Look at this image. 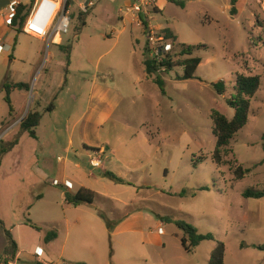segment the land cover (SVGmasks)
<instances>
[{
    "label": "rangeland",
    "instance_id": "1",
    "mask_svg": "<svg viewBox=\"0 0 264 264\" xmlns=\"http://www.w3.org/2000/svg\"><path fill=\"white\" fill-rule=\"evenodd\" d=\"M12 1L26 4L27 8L31 6V0ZM80 1H91L92 5L82 11ZM135 3L140 0L73 1L70 32L58 33L50 42L16 30L9 32L12 41L17 40L15 47L19 48L20 58L11 61L5 51L0 55V119L10 118L4 89L7 81H29V90L15 87L10 96L18 107L24 104L30 111L38 100V88L50 77L46 83L50 81L52 90H56L51 103L60 105L63 101V105L55 114L56 132L52 131L49 117H45L37 130L40 138L21 133L19 145L0 156V218L5 222L0 220V264H6L4 255L9 249L5 248L11 247V227L17 224L23 226L15 232L23 235L28 246L46 247L44 234L52 228L61 235V243L66 238L63 186L41 179L34 166L44 167L46 157L52 164L48 171L51 179H62L57 174L58 155L65 157V153L52 144L54 140L58 144L66 143L63 118L73 109L68 100L79 96L81 109L82 94L88 92L94 74L110 83L120 84L123 80L126 93L134 94L123 104V120L109 123L103 130L104 137L121 143L124 140L118 139L120 135L138 131L156 130L166 134L157 140L160 157L152 161L150 172L138 171L131 177L139 194L108 178L103 179L99 189L120 199L137 198L138 206L152 216L153 231H158L155 225L161 219L159 214L171 217L172 221L161 219L166 229L160 246L144 243L141 234H132L129 242H124L122 235L111 234L104 218L99 217V225L93 228L87 222L76 225L72 221L68 245L70 248L76 239V260L60 259L56 254L55 264H100L88 257L87 244L97 247L98 257L103 256L102 264H207L217 240L226 244L225 264H264V250L258 248L264 244V197L243 195L248 189L264 190V78L260 95L252 100L249 124L223 149L221 165L212 159L216 149L213 114L218 111L229 119L234 117L235 109L227 99L235 92L236 74L264 77V0H237L236 14L231 13V0H168L161 12L153 0L150 20L160 29L172 30L178 44L198 46L193 55L203 60L196 71L197 77L190 80L176 78L184 72L182 66L161 70L148 78L143 75L141 81L134 80L139 68L132 65L128 53L135 51L142 61L147 47V35L142 27L126 18L125 10ZM5 8L10 13L11 5L2 9ZM82 12L87 13L86 24L81 27ZM142 16L146 18L144 13ZM257 19L262 26L257 25ZM68 46H72L69 57L64 50ZM38 58L41 67L37 69ZM156 75L163 79L165 93L155 82ZM132 78L133 83H128ZM219 80L227 84L224 94L216 93L213 87ZM64 101L68 103L64 105ZM6 139L1 147L9 142ZM130 149L143 155L138 145ZM81 161L87 163L86 159ZM240 165L250 169L242 178L236 174ZM76 171V168L67 169L66 177H73ZM96 174L103 173L97 170ZM146 177L151 182L149 189L143 187ZM200 186L209 189L199 190ZM111 206L109 201L100 199L93 206L82 208L92 211L98 208L115 227L118 218ZM113 207L121 214L132 208L118 201L113 202ZM178 219L192 223L201 233H213L216 240H205L187 252L181 243L183 231L176 224ZM17 263L37 264L27 258Z\"/></svg>",
    "mask_w": 264,
    "mask_h": 264
},
{
    "label": "crops",
    "instance_id": "2",
    "mask_svg": "<svg viewBox=\"0 0 264 264\" xmlns=\"http://www.w3.org/2000/svg\"><path fill=\"white\" fill-rule=\"evenodd\" d=\"M153 1V0H152ZM155 5L159 7V11H162V8L165 6L168 0H154ZM92 5L91 1L87 2V7ZM10 13H7L6 8L0 10V55L5 51L9 56L11 61H17L20 58V51L18 47H15L17 44V40L12 41V37H10L9 32L11 30H15L10 25H8V17H10ZM142 15V13H141ZM150 17V16H149ZM126 18L131 21L133 25H138L133 16L130 13L126 14ZM124 19V18H123ZM158 26V25H157ZM160 27V26H159ZM162 29V28H161ZM34 37V36H33ZM37 38V37H36ZM42 39V38H40ZM178 39V37H177ZM45 41V39H42ZM20 46V45H19ZM14 51V53H12ZM135 51L129 52V57L132 61V65L135 64L138 66V73L135 75V81H141V76L147 74L144 70L143 60L140 61ZM128 57V58H129ZM38 58L36 60V68L41 67V63ZM48 75V73H46ZM247 75H256V74H247ZM261 75V74H259ZM262 81H263V75ZM48 77V76H47ZM50 77H48V80ZM148 78V77H147ZM46 81V82H47ZM29 81L25 82L28 84ZM44 83L38 88V100L34 102L32 107L33 111H39L42 114L40 123L36 128L39 130L42 121H44L45 117H49L50 122L52 123V131L56 132L58 126L56 125L57 121L55 118V114L59 111L60 107L63 105V101L59 105L55 102L54 109L51 111L46 110V107L51 103L52 96L56 90H52L51 83ZM19 83V82H14ZM24 83V82H23ZM124 81L121 80L120 84L113 82L110 83L108 81L100 80L97 75L94 74V78L91 81L90 88L88 92H84L82 97L84 98L83 107L79 109L80 105V97L74 95L72 100H68L72 103L73 109L72 112L64 115L63 118V126L62 129L67 134L66 143L56 142L54 140L52 147H58L62 152L65 153V157L58 155V169L59 173H57L62 179L54 178L51 179L48 171L52 169V164L49 159L44 157L45 165L44 167L34 166L38 172V176L43 180H49L53 185L55 180H59L60 184L63 186L62 197L63 204L66 216L64 217L67 227V235L63 243L60 242L61 235L58 233V236L46 242V247L37 244L28 246V242H26L23 238V235L18 234L16 228H21L23 225L17 224L11 227V234L13 240L16 242L17 248L12 254V247L5 249H9V253L4 255L6 259V264H18L22 258H27L30 261L41 262L42 264H55L56 254H58L60 259L67 258L69 260H76V239L72 240L70 248V231L69 227L73 221V224L80 225L83 222H87V224H91V228L93 226H98V218H102L99 209L96 208L94 211L88 210L87 208H82L86 206H93L96 201L102 199L104 201H109L111 203V209L115 212L118 218V222L116 223L114 229L111 231L113 236L122 235L124 242H129V239L132 234H141L144 243H148L154 246H160L163 242V235L165 233V224L161 220L162 215L159 214V219L156 221V227L158 231H153L151 224L153 222L152 216L146 213V209L139 207L137 204V198L132 199H120L116 195H111L107 192L99 189L102 184L103 179L107 178L104 175L105 171H111L123 178L129 184L126 185L132 189H135L136 193L139 194V189L137 190V185L131 181V177L135 176L136 172H150L152 161L160 157V154L157 150V140L162 138L164 134L161 131H138L132 135H120L118 139L124 140L121 143H113L109 137L103 136V130L105 127L113 122V121H121L123 120V114L125 110H123V104L126 100L134 97L132 93H126L125 85H123ZM130 84L133 83V78L129 80ZM263 84V82H262ZM261 84V85H262ZM19 87H16V89ZM29 90V88H28ZM261 92V87L257 92L256 96H259ZM11 101L14 107V111L10 113V118L0 119V137H2V142L4 141V137L6 140L11 142L15 139V137L20 133V123H18L21 119H23L27 114L28 109H26L25 105L22 104L18 107L12 97ZM68 102L64 101V105ZM29 112V111H28ZM249 124V123H248ZM247 124V125H248ZM246 125V126H247ZM29 134L28 132H22ZM9 135V136H8ZM22 136V134H20ZM20 136V137H21ZM40 138V134L37 133L36 138ZM132 140V141H130ZM20 141V138H19ZM18 143L15 145L16 148L19 145ZM1 142V143H2ZM8 143V142H6ZM134 145H138L142 150L143 155H137L133 153L130 147ZM125 146L126 148H120ZM13 148V149H14ZM93 148H97L94 150ZM10 152V151H8ZM6 152L5 154H7ZM96 154V155H95ZM93 156H101L102 163L99 167H93L90 160ZM2 157V156H1ZM73 157V158H72ZM87 160V163H83L81 160ZM2 166V158L0 159V168ZM20 166V164H17ZM46 166V167H45ZM77 169L76 173L73 174V177H66L67 169ZM165 168V167H164ZM100 170L103 174L98 176L96 171ZM109 179V178H108ZM52 180V181H51ZM69 182V184H67ZM151 182L147 177L144 179L143 187L149 189ZM118 184V185H119ZM85 187L89 188L97 193L95 201L93 204H81L78 206L69 204L65 199V190H69L72 192L78 191L80 188ZM203 186H200L198 189ZM41 198V197H40ZM144 201H149L148 199H144ZM118 201L122 203L124 207H132L130 211L126 213H119V209L113 207V202ZM73 207L76 209L72 210ZM73 217V220L70 218ZM103 219V218H102ZM3 222V220L0 218ZM149 222V223H148ZM5 223V222H3ZM54 224V223H53ZM154 226V228H155ZM6 228V227H5ZM54 229V228H52ZM51 230V229H49ZM48 230V231H49ZM7 231V229H6ZM47 231V232H48ZM8 232V231H7ZM45 232V233H47ZM46 235V234H44ZM43 235V236H44ZM45 238V237H44ZM182 239V236H181ZM182 243V241H181ZM201 245V244H200ZM199 245V246H200ZM27 246V247H26ZM74 246V247H73ZM130 246V245H129ZM183 246V245H182ZM198 246V247H199ZM243 246V245H242ZM41 247L43 248V255L38 257L35 255V248ZM86 252L88 253V257L92 258L94 261H99L102 264L103 256L99 255L98 257V249L92 245H86ZM184 248V247H183ZM215 248V247H214ZM213 248V249H214ZM211 249V252L212 250ZM5 252V250H4ZM3 252V254H4ZM209 260V259H208ZM75 262V261H72ZM208 263V262H207Z\"/></svg>",
    "mask_w": 264,
    "mask_h": 264
},
{
    "label": "trees",
    "instance_id": "3",
    "mask_svg": "<svg viewBox=\"0 0 264 264\" xmlns=\"http://www.w3.org/2000/svg\"><path fill=\"white\" fill-rule=\"evenodd\" d=\"M175 1V0H170ZM33 0H31L32 6ZM184 6L182 2H179ZM232 8L231 13L236 14L237 8L235 4L237 0H231ZM30 7L27 8L26 4L20 3L16 6V13L11 20L10 26L14 28L19 33L23 32V25L30 10ZM87 12H82L80 14L81 27L86 24V19L84 18ZM257 25L262 26L260 24V20L257 19ZM80 30V26L77 27ZM162 33L165 34L166 38H172L174 42V50L171 52H167L164 54L162 59H158L156 57H151L149 54V47L145 48L144 51V59L143 65L145 73L148 76H152L157 74L159 71H170L173 70L176 66H182L184 72L182 74H177V79L179 80H190L196 78V71L199 65L202 63V57L199 55H193L197 45H187L184 43H177V36L173 34L172 30L169 28H165L162 30ZM72 46L64 47V50L67 52L68 57L70 56ZM178 58V60H176ZM182 58V59H181ZM181 59V60H179ZM69 63V62H68ZM155 82H157L160 88L164 92L163 88V79L160 75H156ZM262 84V76L259 74L256 75H247L244 73H237L235 79V92L232 94L231 98L227 99V103L235 109V115L232 119H229L225 114L220 112H214L213 114V125H214V134L216 136V149L212 155L213 161L217 165L222 164L223 157V149H225L231 142V140L237 135L239 131H241L250 120L251 106L252 100L255 98L257 92L259 91ZM25 88L29 87L28 84L19 82V83H11L9 81L4 83V89L7 93L5 100L9 105L10 113L14 111V107L11 101L10 92L13 88ZM213 87L218 94H224L227 91V84L224 80H219L218 82L213 84ZM165 93V92H164ZM54 103H50L46 110L51 111L54 109ZM42 114L39 111L30 110L27 115L20 122V133L15 137V139L11 142L5 143L1 147L0 140V156L2 154L11 150L19 141V136L22 132H28L29 135L33 138L37 137L36 128L38 127ZM97 150V148H93ZM248 172H250L249 168H244L240 165L236 169V174L238 178L244 177ZM105 177L116 183L129 184L123 178L115 174L111 171L104 172ZM201 190L209 189L207 186H203L200 188ZM243 195L245 197H254L261 198L264 197V190H254L248 189ZM97 193L89 188L82 187L76 192H72L69 190H65V199L69 204L78 206L81 204L91 205L94 203ZM101 217L106 220L109 231L111 232L114 228V225L110 222V220L102 213L99 212ZM165 221H172L171 217H162ZM177 226L183 231L182 236V245L187 252H192L198 245H200L205 240H216V237L213 233H201L199 229L193 225L192 223L178 219L176 220ZM31 225L37 229H41L38 225L31 223ZM10 237V233L7 232ZM58 236V231L56 229L49 230L45 235V241L49 242L55 239ZM11 238V237H10ZM11 247L12 254H14L17 245L16 242L11 238ZM258 248L264 250V244L258 245ZM226 244L223 241L217 240L216 247L212 250L210 258L207 264H225L226 258ZM37 264H42L41 262H37Z\"/></svg>",
    "mask_w": 264,
    "mask_h": 264
},
{
    "label": "built area",
    "instance_id": "4",
    "mask_svg": "<svg viewBox=\"0 0 264 264\" xmlns=\"http://www.w3.org/2000/svg\"><path fill=\"white\" fill-rule=\"evenodd\" d=\"M73 1L77 0H33L23 25L24 33L37 38L47 39L49 42L58 33L68 34L73 21ZM18 5L19 2L12 1L11 14L7 21L8 24H11V20L16 13V6ZM152 6V0H140V3L128 6L125 12L133 16L147 35L150 56L162 59L165 53L174 50V42L172 38H166L165 34L162 33L163 29L157 27L150 20L149 10ZM79 7L82 11H87L88 8L87 3L82 1L79 2ZM141 13H144L146 18ZM90 162L93 167H99L101 166L102 158L101 156H93ZM54 184H60L59 180H55ZM35 255L41 257L43 255V248L36 247Z\"/></svg>",
    "mask_w": 264,
    "mask_h": 264
},
{
    "label": "water",
    "instance_id": "5",
    "mask_svg": "<svg viewBox=\"0 0 264 264\" xmlns=\"http://www.w3.org/2000/svg\"><path fill=\"white\" fill-rule=\"evenodd\" d=\"M12 0H0V9L11 5Z\"/></svg>",
    "mask_w": 264,
    "mask_h": 264
}]
</instances>
